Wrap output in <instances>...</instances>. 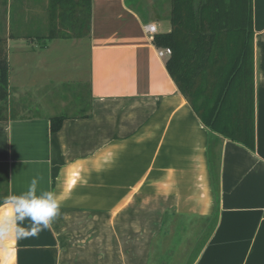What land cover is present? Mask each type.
Instances as JSON below:
<instances>
[{
	"label": "crops",
	"instance_id": "crops-1",
	"mask_svg": "<svg viewBox=\"0 0 264 264\" xmlns=\"http://www.w3.org/2000/svg\"><path fill=\"white\" fill-rule=\"evenodd\" d=\"M170 10L0 0L9 93L38 107L0 117V218L34 179L61 201L50 229L0 237V264H153L156 241L184 232L200 243L182 264H264V0H251L252 147L213 134L170 77L144 30L169 32ZM71 79L76 95L56 104Z\"/></svg>",
	"mask_w": 264,
	"mask_h": 264
},
{
	"label": "trees",
	"instance_id": "trees-1",
	"mask_svg": "<svg viewBox=\"0 0 264 264\" xmlns=\"http://www.w3.org/2000/svg\"><path fill=\"white\" fill-rule=\"evenodd\" d=\"M89 6V0H82ZM171 29L154 36L156 49L169 47L171 54L165 59V66L178 89L193 107L202 122L222 136L239 141L248 147L254 144V84H253V32L251 28V0H171ZM82 20V19H81ZM74 22H80L75 16ZM184 35L185 44L180 43ZM240 37L236 56L227 64L214 101L204 115L188 94L193 81L210 71L216 60L212 55L216 43ZM233 38V40H232ZM231 48V46H230ZM237 85L241 93L235 101L236 114L217 126V120L228 103L227 93ZM8 62L0 51V107L7 98ZM227 102V103H226ZM226 116V115H225ZM3 117V116H0ZM231 119V121L233 120ZM63 116L49 118V131L55 133L61 127Z\"/></svg>",
	"mask_w": 264,
	"mask_h": 264
},
{
	"label": "rangeland",
	"instance_id": "rangeland-1",
	"mask_svg": "<svg viewBox=\"0 0 264 264\" xmlns=\"http://www.w3.org/2000/svg\"><path fill=\"white\" fill-rule=\"evenodd\" d=\"M66 24V23H65ZM185 38L184 35L180 39V43L185 44ZM240 37L235 36L233 42H231V39H226L225 41H220L216 43L214 53L211 58L213 60H216L215 63L217 66L212 63L211 70L208 69L205 72H202L201 75L196 78L191 86V89L189 90L188 94L190 96L191 101L193 104L203 111L204 115H206V112L210 108L211 104L214 101L215 95L218 92L220 81L222 79L223 73L225 70H227V64L233 60V58L236 56L238 46L240 44ZM231 46V48H230ZM15 68H12L11 74L14 75ZM75 84H77V81H65L63 82V86L61 87L59 84H57L56 93L55 96V103L59 102V99L63 97V95L66 94L68 96H71L70 92L73 90L74 94L76 95V91H74V88L76 87ZM9 84V83H8ZM237 85L235 83L233 88H230L229 92L227 93L228 103L225 105V108L222 110V113H220V116L218 117L217 126H220L222 124L227 123L228 121L232 122L234 124V119L232 118V115L234 116L236 114L235 111V101H230L232 99H235L241 92L237 91ZM9 90L7 88V98L4 100L3 103H1L0 107V116H5L9 114L8 112L11 111L12 115H15L18 113L19 110L23 109H31L33 107L34 109H37V106H33L32 103H29L31 98L29 97H21V98H13V96L9 93ZM59 97V98H58ZM72 97V96H71ZM51 98H45L44 103L49 104ZM52 101V100H51ZM21 103V105H18V103ZM26 104V105H25ZM55 106V104H54ZM53 106V107H54ZM55 109V108H54ZM8 111V112H7ZM20 113V112H19ZM68 112H64L63 110L61 112H56V115L59 114H66ZM17 115V114H16ZM68 115V114H67ZM226 115V116H225ZM231 119H233L231 121ZM213 134H217L219 136H222L216 131H212ZM166 229V226L165 228ZM180 240H175V242L171 245L168 241V237H165V239H161L159 241H156L155 249H154V256H153V264H182L187 260V258H193L195 255V252L197 250V247L199 246L198 241H196L193 244V238L194 236L192 233H180L176 235ZM160 238V237H159ZM190 245L192 246V249L189 250ZM171 247V249H168V247ZM170 251L169 255L159 256V252H161L163 255L166 251ZM157 261V262H156Z\"/></svg>",
	"mask_w": 264,
	"mask_h": 264
},
{
	"label": "clouds",
	"instance_id": "clouds-1",
	"mask_svg": "<svg viewBox=\"0 0 264 264\" xmlns=\"http://www.w3.org/2000/svg\"><path fill=\"white\" fill-rule=\"evenodd\" d=\"M37 184L34 179L27 191L9 197L10 211L0 218V237L14 233L16 239H26L51 228L61 213V201L52 191L38 194ZM25 221H30V225L26 227Z\"/></svg>",
	"mask_w": 264,
	"mask_h": 264
},
{
	"label": "built area",
	"instance_id": "built-area-1",
	"mask_svg": "<svg viewBox=\"0 0 264 264\" xmlns=\"http://www.w3.org/2000/svg\"><path fill=\"white\" fill-rule=\"evenodd\" d=\"M144 30L148 38L153 42L154 36L157 34L156 25L153 23H147L144 25ZM157 55L162 58L164 56H169L171 54V49L169 47H164L156 49Z\"/></svg>",
	"mask_w": 264,
	"mask_h": 264
},
{
	"label": "snow or ice",
	"instance_id": "snow-or-ice-1",
	"mask_svg": "<svg viewBox=\"0 0 264 264\" xmlns=\"http://www.w3.org/2000/svg\"><path fill=\"white\" fill-rule=\"evenodd\" d=\"M75 181H72V183H74Z\"/></svg>",
	"mask_w": 264,
	"mask_h": 264
}]
</instances>
